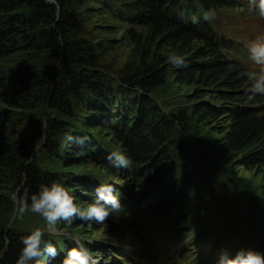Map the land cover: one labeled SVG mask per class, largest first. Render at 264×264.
<instances>
[{
  "label": "trees",
  "instance_id": "trees-1",
  "mask_svg": "<svg viewBox=\"0 0 264 264\" xmlns=\"http://www.w3.org/2000/svg\"><path fill=\"white\" fill-rule=\"evenodd\" d=\"M176 1L180 7L186 3L183 0H0V207L6 203L2 194L11 189L17 191L19 198L25 190L29 195L37 192L42 184L64 183L62 177L46 174L30 162L36 160V150L42 142L45 151L55 155L60 153L61 145L69 142L70 158L84 164L86 159L95 162V168L84 172L108 177L116 175V171L120 177L125 173L110 166L108 153L126 152L133 160L127 172L129 175L134 172L137 186L132 197L140 196L144 188L161 186L165 175L178 168L171 143L184 145L181 137L179 141L174 139L173 126L166 118L158 116L155 122L149 121L148 94L166 85L168 80L195 89L188 97L192 108L177 117L185 132H189L186 125L190 123L188 112L191 111L192 118L209 129L218 152L229 164L264 176V98L258 95L254 101L247 100L245 88L251 84L245 75L248 72L229 55L232 47L226 46L211 29L213 21L202 19V13L209 8L217 11L242 7L241 3L191 0L196 4L187 2L191 8L181 16ZM116 12L118 17L120 14L127 15L124 17L127 19L129 15L133 17L130 24L142 27L145 32L134 38L136 59L124 64L115 78L123 89L131 92L139 89L144 95L138 103L127 97L129 102L123 103V107L111 100L116 90L112 89L114 81L109 76L113 70L106 58L113 49L109 46L115 47L116 43L99 38L101 31L111 26L97 22L104 15ZM193 16L198 23H192ZM170 53L183 56L188 67H172L167 60ZM42 102L45 109L56 112L45 131L41 122L45 114L41 112ZM129 111L133 114L138 111L139 122L133 124ZM32 112L39 122L32 120L31 114L28 116ZM77 113H81L83 125L89 117L100 125L110 120L107 127L112 130L114 142L103 141L97 148H84L70 134L68 123L59 120L66 117L71 121ZM84 164L71 169L87 167ZM91 189L90 184L79 179L66 184L70 194L78 195L76 203L80 206H84L85 200L94 201ZM171 194L177 195L176 186ZM178 203L174 199L172 208H177ZM166 213L173 211L169 209ZM144 216L148 218L145 212ZM109 218L103 224L106 229H110L112 221L117 222L112 215ZM82 227L87 225L84 223ZM181 232L183 228L176 226L175 235L181 236ZM24 235L27 233L18 234L0 225L1 264H15ZM106 235V240L126 241L107 232ZM257 238L259 248L264 251V229ZM219 244L229 245L226 237ZM56 249L55 259L47 256L42 259L49 264H60L66 255Z\"/></svg>",
  "mask_w": 264,
  "mask_h": 264
},
{
  "label": "rangeland",
  "instance_id": "rangeland-1",
  "mask_svg": "<svg viewBox=\"0 0 264 264\" xmlns=\"http://www.w3.org/2000/svg\"><path fill=\"white\" fill-rule=\"evenodd\" d=\"M183 1L186 2L183 3V6L189 5L187 2L191 5L196 4L192 3L191 0ZM177 5L180 7V2ZM182 9L180 7L179 15L182 14ZM125 16L127 15L120 14V17H118L117 12L115 15L114 13H108L97 20L101 25L111 26L110 29L101 31L99 38L104 39L106 42L113 41V43H116L114 44L115 47L109 46L113 49L106 58L109 61V68L114 71H111L112 75L109 76L114 81L112 89L116 90L111 100L122 107L123 103L129 102L127 97L135 99L132 102L138 103L144 95L139 89L135 90L137 92L123 89L117 85L118 81L115 79L117 72L122 70L124 64L134 62L133 60L136 59L134 38L145 34L142 27L130 24L133 17L129 15L127 19L124 18ZM211 29L217 31L216 35L219 34L226 46H236L237 49L241 50L239 60L243 63L245 70L248 72H259L261 70L260 66H254L249 60L247 48L251 42L264 39V18H260L255 12L250 11L248 2L243 7H225L217 10ZM230 56L236 57L233 53H230ZM102 73L107 74L105 71H102ZM107 78L106 82H109ZM105 85L107 84L105 83ZM248 88L246 87L245 90ZM194 90V88L179 86L172 80H168L166 85L158 87L148 94L149 121L155 122L156 119L158 120V116L159 119L163 116L173 126L174 139L179 141L181 137L184 144L182 147H178L174 145V142L171 143L170 150L176 157L175 164L178 168L172 169L165 175L164 182L160 187L170 183L177 187V195L173 196L176 197L179 203L178 207L173 209V212L179 218L177 226L184 227L187 233H193L195 237H206V239L214 242H219L226 237L229 246H232L229 252L241 248H251L264 252L259 248L257 238L259 231L264 229V176L236 164H229L218 152L214 139L208 133L209 129L194 120L191 111L188 112L190 123L186 125L189 132H185L183 123L178 124L177 117H181L192 108L188 97L194 94ZM119 97L121 100H117ZM261 97L264 98V95H261ZM142 102L145 104L146 101ZM155 106L157 109H153ZM122 107L120 108L122 109ZM141 110L143 112L144 107ZM42 111L45 113L44 118L41 120L44 127L43 131H45V126L54 119L56 112L45 109L43 102ZM82 113L84 114V112ZM129 113V118H134L133 124L139 122L138 111L134 114L132 111H129ZM142 114L144 112L141 113V116ZM29 115L32 120L35 119V122H39L35 118L36 113L32 112ZM59 120L68 123L70 134H73L76 137L75 140L78 139L77 142L84 148H97L99 147L98 144L103 141L114 142L111 136L112 130L107 127L110 120L107 121L108 124L100 125L92 117H89L85 121L86 124L83 125L81 113H77L71 121L66 117H61ZM183 133L187 136L182 135ZM81 141L83 142L81 143ZM44 147L42 142L36 150V160L33 159L30 162L35 163L46 174L52 173L62 177L64 179L62 185L65 188L67 182L74 179L90 184V187L94 182L97 184L109 182L116 187L120 186V183L113 181L111 177H106L107 174L84 172L88 168H95V162L86 159L84 164V162H76L73 158H70L69 142L61 145V155L60 153H57V155L49 153L45 151ZM80 163L87 167L71 169L73 166H80ZM2 195L6 203L0 207V225L18 234H29L36 229H40L44 232L43 241L52 243L53 246L60 245L62 242L66 244L67 241L65 240L69 241L64 235L65 233L77 235L82 242L96 243V247H93L92 251H97L98 246H100L106 250L109 256L114 255L113 261L115 263L131 259L134 257L132 252L140 248V257L139 259L135 258L132 261L133 264H144L146 261H150L147 264H188V255H196L199 251L196 246L189 243V240H194L193 237H189L188 241H184L178 246H171L169 248L170 254L155 252L142 239L144 234L139 232V221L136 214L125 217L124 223L119 221L114 223L112 221L113 224L109 227L110 229L95 223L91 227L85 223L87 227L84 228L82 227L84 222L77 219L71 226L58 222L56 231L50 233L47 231L45 221L38 214L27 212L23 217L16 214L13 203V197L17 198L15 189H11ZM72 195L75 197V202H77L78 195L75 193ZM84 202H86L84 203V206H86L93 201L85 200ZM152 215L155 214L150 216ZM107 220H111V218L108 217ZM144 224L146 225V223ZM147 226L153 227L155 225ZM106 232L111 236L124 238L126 241L106 240ZM86 236L95 239L88 240ZM182 237L178 236L174 239L178 240ZM199 240L204 241L202 238H199ZM107 244L122 245L120 250H113ZM41 264L49 263L42 259Z\"/></svg>",
  "mask_w": 264,
  "mask_h": 264
},
{
  "label": "clouds",
  "instance_id": "clouds-1",
  "mask_svg": "<svg viewBox=\"0 0 264 264\" xmlns=\"http://www.w3.org/2000/svg\"><path fill=\"white\" fill-rule=\"evenodd\" d=\"M249 10L255 12L260 18H264V0H248ZM216 17V10L209 8L202 13V19L211 23ZM192 22L198 23L197 18ZM249 59L260 66L259 72L245 73L251 82L245 91L249 102L254 101L258 95H264V39L251 42L247 48ZM168 63L177 69L188 67L185 58L179 54L170 53L167 56ZM83 141H81L82 143ZM111 167L116 169H129L133 165L132 158L123 151H111L107 155ZM14 210L19 217L31 212L38 214L46 223L47 231L54 233L58 222H64L71 226L75 220H80L91 227L94 223L103 225L110 215L119 216L123 211L121 197L117 195L114 186L109 182H101L95 189V199L86 206H80L75 198L59 182L40 185L37 192L29 195L25 190L18 199L13 197ZM44 232L36 229L20 239L23 245L15 264H41L42 258L47 256L55 259L57 249L51 243H45L42 239ZM67 239L75 243L67 251L60 264H97L93 257L77 235L65 233ZM90 243V241H89ZM216 264H264V252L251 248H241L234 256L227 250H222Z\"/></svg>",
  "mask_w": 264,
  "mask_h": 264
}]
</instances>
